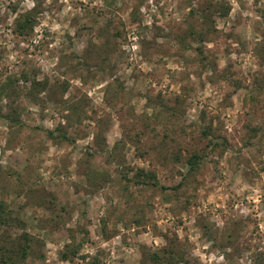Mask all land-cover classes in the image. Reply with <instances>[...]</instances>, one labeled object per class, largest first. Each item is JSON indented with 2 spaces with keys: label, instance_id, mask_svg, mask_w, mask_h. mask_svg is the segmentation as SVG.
Instances as JSON below:
<instances>
[{
  "label": "rangeland",
  "instance_id": "rangeland-1",
  "mask_svg": "<svg viewBox=\"0 0 264 264\" xmlns=\"http://www.w3.org/2000/svg\"><path fill=\"white\" fill-rule=\"evenodd\" d=\"M209 1L0 0V199L21 221L0 245L30 234L24 264L78 243L76 263L140 264L169 241L180 264H264V0L206 21Z\"/></svg>",
  "mask_w": 264,
  "mask_h": 264
},
{
  "label": "trees",
  "instance_id": "trees-1",
  "mask_svg": "<svg viewBox=\"0 0 264 264\" xmlns=\"http://www.w3.org/2000/svg\"><path fill=\"white\" fill-rule=\"evenodd\" d=\"M37 8V6H33L30 9L16 14L13 20V30L20 34L30 33L34 28L37 18ZM226 9L227 7H224L223 4L212 2V0H210L209 2H207V4L200 8L198 15L200 18L207 21L209 16L217 12L219 14H223L225 13ZM188 35L193 40H197L198 44L195 49L199 54H202L200 46V42L204 37L202 32H195V30L191 28L188 32ZM48 133L50 135L52 134L51 131H49ZM202 133L208 136L211 132L209 129H206ZM209 143L212 146V149L221 144L213 140H210ZM225 148L226 145L225 142H223L222 149ZM205 155L206 154L204 152H202L201 154L198 152H193L186 158L185 164L187 166V174L184 175L185 179L189 174H191L195 169L199 167ZM138 173L146 174L148 178L153 177L150 172L148 173L144 170H138ZM136 182L138 183V181ZM141 183L144 182L142 181ZM151 184L156 185L155 182H152ZM15 225L19 227L21 225V221L12 215L7 204L2 199H0V227H15ZM33 240L34 238L26 231H22L14 237L8 234L6 238L2 239L3 244L0 245V264H24L27 255L32 250ZM80 245L81 243H78V245L66 244L64 246V249L60 253V258L64 261H68L67 264H81L73 261V258L78 254ZM141 248L143 252L140 264L187 263L181 252L177 249V246L171 241H169L165 246H162L159 249L153 250L144 246H141ZM81 259L84 260L85 258L82 257ZM85 264H98V260L92 258L91 261H88Z\"/></svg>",
  "mask_w": 264,
  "mask_h": 264
}]
</instances>
